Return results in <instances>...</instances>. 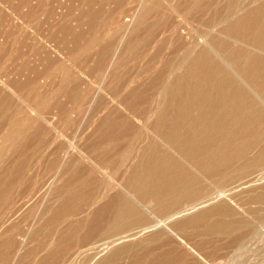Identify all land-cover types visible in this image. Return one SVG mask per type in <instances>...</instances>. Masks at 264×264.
<instances>
[{"label": "bare ground", "instance_id": "1", "mask_svg": "<svg viewBox=\"0 0 264 264\" xmlns=\"http://www.w3.org/2000/svg\"><path fill=\"white\" fill-rule=\"evenodd\" d=\"M213 235L264 246V0H0V264H201Z\"/></svg>", "mask_w": 264, "mask_h": 264}, {"label": "rangeland", "instance_id": "2", "mask_svg": "<svg viewBox=\"0 0 264 264\" xmlns=\"http://www.w3.org/2000/svg\"><path fill=\"white\" fill-rule=\"evenodd\" d=\"M168 14H169V12H168ZM168 14H166L167 16H168ZM151 28V27H150ZM174 46V45H173ZM173 46H169V47H171L170 48V50L168 49L169 47H167V49H168V51H167V49L165 48V50H162L163 52H164V54L162 53V51H160V53H159V51H158V53H159V55H161V54H163L162 55V57L160 56H157L155 53H154V55L153 54H151L150 56L151 57H153V58H151L150 56L149 57H146L145 59H143L144 58V50H142V51H140L141 52V55L140 56H142V59H140V57H139V62L138 61H136V62H133V63H131L130 62V60L128 61L129 63H131V65L128 63V69L130 68V70H128L129 72H128V77H130V76H133L134 74H135V72H138V70L140 69V68H142L143 67V65H145V63L148 61V59L149 58H151V61H157L156 63H155V69H156V71H155V73H157V72H161V73H165L166 72V70L165 69H167V70H169V66L167 67V64L169 63L170 65H171V59H172V57H174V55L176 54V52H174V55H173V52H171V51H174L175 49H176V47L174 48ZM174 49H173V48ZM172 49V50H171ZM142 52H144L143 54H142ZM153 53V52H152ZM153 55V56H152ZM169 55V56H168ZM169 57V59H167V57ZM157 58V59H156ZM162 58V60H161V62L159 63V59H161ZM152 59H154V60H152ZM132 60H133V58H132ZM143 60V61H142ZM145 60V61H144ZM162 61H164V63L163 64H161L162 63ZM166 61H167V64H166ZM169 61V62H168ZM138 63V64H137ZM142 65H141V64ZM138 66H137V65ZM166 65V67H163V66H165ZM133 65V66H132ZM161 65H163V66H161ZM172 66V65H171ZM135 67V68H134ZM138 67H140V68H138ZM145 67V66H144ZM157 67H160L159 69L157 68ZM133 70H132V69ZM163 68V70H161L160 71V69H162ZM134 69H135V71H134ZM131 71V72H130ZM132 71H134L133 73H132ZM135 141L134 140H132V137H131V134L130 135H128V148H130V150H132L133 151V148H132V146L134 147V150L136 149V145L138 144L137 142V144L135 143V145L133 144ZM124 144V143H123ZM122 144V145H123ZM138 146V145H137ZM9 158H12V157H9ZM8 158V160H10ZM79 215V214H78ZM77 214H73V215H71V216H69L70 218H71V220L73 219L74 221H76V220H79V219H81V218H83V215H81V217H79ZM238 234H236V236H237ZM216 236V237H215ZM219 238H218V237ZM212 237H213V239H212ZM224 237V238H223ZM198 238H200V239H198ZM204 239V241H203V239ZM216 238V239H215ZM223 238V239H222ZM208 239H210V240H208ZM220 239V240H219ZM200 240H201V242H200ZM214 240V243H211L212 241ZM227 240H229V241H227ZM72 241V240H71ZM74 241V240H73ZM208 241H210V243L211 244H209V243H206V242H208ZM231 240H230V238L229 237H227L226 236V238H225V235H213V236H209V237H197L195 240L193 239V238H189V240H188V238H187V242H189L188 243V245L195 251V252H197V254H199L200 253V257L202 258V259H199L200 260V262H201V260H202V262H201V264H230V261H231V259L233 258V254H235V256L234 257H236L237 258V261L235 262V261H232L233 262V264L235 263H237V264H260V263H264V246H263V244L262 243H259L260 245H258L257 243H255V242H248L247 243V245H245V246H247V249H244V250H242L241 252H240V254H239V251L237 252V253H235L236 251L234 250V248H232V247H230V245H228V244H230L231 242H230ZM71 243V242H70ZM200 243H203L202 245L200 244ZM213 244V245H212ZM200 245H201V247H200ZM204 245V246H203ZM209 245H211V246H209ZM206 246H207V248H206ZM211 247V248H210ZM204 248H205V250H204ZM246 248V247H245ZM213 251V252H212ZM235 251V252H234ZM212 252V253H211ZM216 252H218V253H216ZM243 252H245L244 254H243ZM214 253V254H213ZM213 254V255H212ZM238 254L240 255V258H239V256H238ZM243 254V255H242ZM191 255H189V256H187V261H188V263L186 262H182L183 264H192V262L195 260V257H190ZM207 256V257H206ZM215 256V257H214ZM216 256H217V258H216ZM232 256V257H231ZM242 256V257H241ZM189 257H190V259H189ZM198 257H199V255H198ZM239 258V259H238ZM208 259V260H207ZM229 261V263H227ZM197 262V260H195L193 263H196ZM232 262H231V264H232ZM181 263V264H182ZM197 264V263H196Z\"/></svg>", "mask_w": 264, "mask_h": 264}]
</instances>
